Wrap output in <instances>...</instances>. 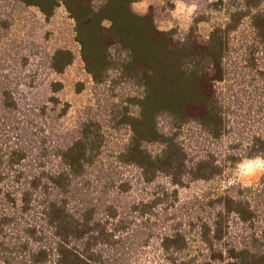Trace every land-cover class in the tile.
I'll list each match as a JSON object with an SVG mask.
<instances>
[{
	"label": "trees",
	"instance_id": "16d2710c",
	"mask_svg": "<svg viewBox=\"0 0 264 264\" xmlns=\"http://www.w3.org/2000/svg\"><path fill=\"white\" fill-rule=\"evenodd\" d=\"M17 1L45 19L63 6L92 82L129 84L137 93L108 105V124L129 132L108 167L107 135L91 116L70 139L33 155L21 83L0 65V264H264V177L186 201L178 194L264 153V132L253 129L262 118H238L232 93L234 84L246 87L235 74L248 73L247 98L264 117V0L212 1L209 12L223 19L195 16L181 37L158 29L150 10L135 13L139 0ZM200 23L210 25L207 35ZM244 25L259 35H244ZM8 27L2 23L0 34ZM73 59L58 48L46 64L61 74ZM164 114L171 120L160 126ZM187 135L204 141L202 155L187 149ZM224 143L223 151L211 149ZM126 168L136 180L121 176ZM137 190L142 197L128 200Z\"/></svg>",
	"mask_w": 264,
	"mask_h": 264
},
{
	"label": "rangeland",
	"instance_id": "374dc122",
	"mask_svg": "<svg viewBox=\"0 0 264 264\" xmlns=\"http://www.w3.org/2000/svg\"><path fill=\"white\" fill-rule=\"evenodd\" d=\"M212 1L216 0H183L185 3L195 2L198 6L197 12L191 17L190 22L172 17L171 12L174 10L177 0H143L147 4L146 9L134 8L135 3L141 2L139 0L133 3L131 8L137 14H145L150 10L158 29H173L175 35L181 37L188 30L195 16L208 15L212 22L223 19L222 14L209 12L208 5ZM4 22L9 23V27L4 31V34H0V65L2 72L8 74L14 80L13 82L21 83L24 110L32 119V123L25 130L30 137L28 139L34 152L33 155L36 154V151L43 152L46 148L50 150L61 141L70 139L75 134L79 123L91 116L102 122L103 130L107 135L102 159L108 167L110 155L122 147L129 135L127 129L116 130L108 124V105L120 103L126 95H135L136 89L129 84L102 83L96 85L92 82L90 75L84 69L80 48L74 38L73 20L68 16L63 6L57 7L54 14L45 19L33 6H25L17 0H0V26ZM209 27L210 25L207 23H200L198 31L201 35H207ZM242 28L244 35L253 37L259 35L257 29L245 25ZM58 48L69 49L74 55L71 65L61 74L51 72L46 64L49 55ZM234 57H236L235 54ZM241 75L242 72L235 74L236 83H245L246 87L239 88L234 84L232 88V93L236 92L239 95L236 102V106L239 107L237 109L238 118L243 117L245 113H249L251 120L262 118L261 123H253V129H261L263 133L264 117L261 116L262 113L254 114L259 103L255 99L254 101L247 98V96L250 97L253 89V84H249L252 83L250 76H247L248 73L243 76L244 78ZM52 82L61 83V89L53 92L50 86ZM222 87L225 90L227 83ZM226 93L227 90H225ZM129 107L133 111L134 108ZM205 145L201 138H198L197 141L188 135L185 138V146L193 154L202 155ZM225 148V143L211 145L213 151L220 152ZM44 161L52 163L53 157L50 156ZM234 169L235 167L226 168L220 176L212 181H193L183 188H178L180 201L200 198L210 193L213 195L230 185L244 186L240 183H227ZM121 176L136 180L137 171L134 168H126L122 171ZM258 181L259 179L252 186ZM142 195L141 190L133 191L128 200L140 198ZM202 216L205 214L203 213ZM240 227V225H236L234 231L237 232ZM221 264H226V262Z\"/></svg>",
	"mask_w": 264,
	"mask_h": 264
},
{
	"label": "clouds",
	"instance_id": "9594fccd",
	"mask_svg": "<svg viewBox=\"0 0 264 264\" xmlns=\"http://www.w3.org/2000/svg\"><path fill=\"white\" fill-rule=\"evenodd\" d=\"M133 7L146 9L147 4L141 0V2L135 3ZM197 7L195 2L185 3L183 0H177L171 15L175 19L190 22L191 17L197 12ZM170 120L171 117L167 116V114L157 117L158 125L160 126H164ZM261 177H264V153L252 156L245 155L236 162L235 169L227 183H240L244 186H252Z\"/></svg>",
	"mask_w": 264,
	"mask_h": 264
}]
</instances>
